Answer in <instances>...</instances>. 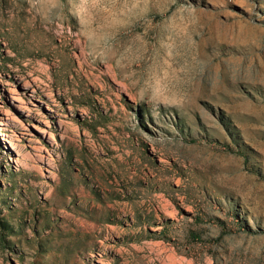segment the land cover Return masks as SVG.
<instances>
[{
  "label": "rangeland",
  "instance_id": "374dc122",
  "mask_svg": "<svg viewBox=\"0 0 264 264\" xmlns=\"http://www.w3.org/2000/svg\"><path fill=\"white\" fill-rule=\"evenodd\" d=\"M0 264H264V0H0Z\"/></svg>",
  "mask_w": 264,
  "mask_h": 264
},
{
  "label": "bare ground",
  "instance_id": "6f19581e",
  "mask_svg": "<svg viewBox=\"0 0 264 264\" xmlns=\"http://www.w3.org/2000/svg\"><path fill=\"white\" fill-rule=\"evenodd\" d=\"M32 80H34V79H32ZM32 81H30V83H31ZM22 86H24V87H31L32 85L31 84H29V80H28V82L27 81H24L23 83H22ZM34 88V87H33ZM35 89H33L32 91H34Z\"/></svg>",
  "mask_w": 264,
  "mask_h": 264
}]
</instances>
